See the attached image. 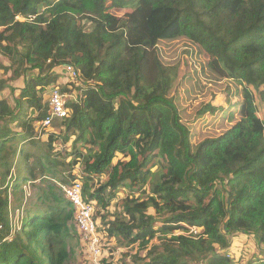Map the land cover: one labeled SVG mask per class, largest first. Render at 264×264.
I'll return each instance as SVG.
<instances>
[{
  "label": "trees",
  "instance_id": "1",
  "mask_svg": "<svg viewBox=\"0 0 264 264\" xmlns=\"http://www.w3.org/2000/svg\"><path fill=\"white\" fill-rule=\"evenodd\" d=\"M177 40L204 56L212 82L239 87L198 144L171 96L197 72L180 77L159 58V43ZM0 58L1 76L20 86L0 97V264H72L74 211L59 184L75 182L114 247L157 240L135 264H230L237 233L264 246V0H0ZM67 67L76 76L60 92L75 97L41 143L35 126ZM206 114L219 117L210 104L194 109ZM157 159L164 172H152ZM25 184L34 197L15 223Z\"/></svg>",
  "mask_w": 264,
  "mask_h": 264
},
{
  "label": "rangeland",
  "instance_id": "2",
  "mask_svg": "<svg viewBox=\"0 0 264 264\" xmlns=\"http://www.w3.org/2000/svg\"><path fill=\"white\" fill-rule=\"evenodd\" d=\"M112 12V10H110ZM109 11V12H110ZM131 12L130 10H113L112 14L120 17L125 13ZM84 25V29L87 31L91 30V27L87 22L82 23ZM159 48V58L166 65H174L177 64L180 67V77L186 73L197 72L196 79L189 84L188 82L180 83L176 89L171 91V96L177 100L179 103L180 109L182 110V119L185 121L189 127L192 129L194 136L192 137V142L194 144H198L204 138H207L209 135V131L211 127V120L222 118H227V114L225 112L226 109H229L234 100H238L237 93L239 87L236 86L230 80H222L217 77H213L214 82L211 81L212 78L207 77L208 67L206 65V59L202 54H199L191 45L186 42V40H177L171 42H160L158 45ZM192 50L191 55H186V51L188 49ZM187 60V61H186ZM0 61L2 59L0 58ZM60 72L61 77L54 87H58L59 90H62L64 85L68 82H71V78L67 74L65 69H57ZM2 71L0 70V81H6V86L0 90L1 98H11L10 92L13 90H17L19 88V84L16 82L7 81L8 77H10V73H6L1 76ZM199 85L201 87H199ZM236 94V95H235ZM75 95L68 99V101L72 100ZM48 99V95L46 97ZM205 104H210L217 109V115L219 117H214L211 115H204L202 118H196L194 115V109L197 107H203ZM126 112L130 111V107L124 105ZM258 117L261 120H264V104H260L258 101L256 102ZM223 112H222V111ZM208 116V118H207ZM207 118V120H206ZM208 126L205 125V122H208ZM224 121V120H223ZM223 124V122H222ZM227 125V121H226ZM50 129L46 130L48 132ZM44 131H41L40 142L45 143L47 140L48 134ZM220 132V128H215V133L218 134ZM25 153H35L36 149L31 148L29 146L25 147ZM22 158L17 160V164ZM118 160V159H117ZM115 160V161H117ZM160 159H157V165L154 169H152L153 173H158V171H163L162 164H160ZM16 168V166H15ZM14 174V169L11 170ZM77 173L79 169H76ZM105 182V178L100 179V184ZM61 186V184H59ZM28 189L26 190V188ZM25 188V189H24ZM24 191V203L26 206H22L19 211H16L12 222L15 218V223L18 219V223L20 220L25 217V210L28 207L29 203H32L34 197V189L30 188L25 184L23 186ZM138 194V193H135ZM125 193L120 192L117 194L118 199L124 198ZM13 202V198H12ZM94 205V204H93ZM116 206V201L113 200L110 212ZM14 213V211L12 212ZM196 212H190L185 216L187 218L196 217ZM97 225L99 221L96 220ZM15 225V230L19 228V225ZM156 226H160V224H156ZM72 237L68 241V247L71 251V263L72 264H91L92 257L89 254L86 244L82 238V236L78 233L75 228V224L73 223L71 227ZM100 235L99 238V248H100V256H99V264H135L136 262L134 258H142L145 256L149 250V247L152 244H157V240H154L150 243V246L147 250H140L137 245L130 246L129 248H117L114 247L112 243L109 242L107 238H105L99 231H97ZM195 233V229L192 228L189 234ZM188 234V235H189ZM229 239V249L226 251L227 258L230 261V264H248L249 260L256 261L258 257H262L264 254V246H258L257 241L251 236H244L241 233L234 234L232 237H228ZM136 254V255H135ZM137 261V260H136ZM141 263L142 261L139 260Z\"/></svg>",
  "mask_w": 264,
  "mask_h": 264
},
{
  "label": "built area",
  "instance_id": "3",
  "mask_svg": "<svg viewBox=\"0 0 264 264\" xmlns=\"http://www.w3.org/2000/svg\"><path fill=\"white\" fill-rule=\"evenodd\" d=\"M65 70L71 80H73L76 75L72 69L67 67ZM67 99L68 96L62 94L58 87H54L50 90L48 94V114L36 125L37 132L41 133V131L49 129L54 119H63L67 116V111L65 109V102ZM27 186H29V184H27ZM59 187L74 211L75 228L82 236L87 250L92 257L91 264H99L100 235L97 232V222L94 219L93 204L84 199L82 187L79 182H75L71 186L59 185ZM27 189L28 187L26 190Z\"/></svg>",
  "mask_w": 264,
  "mask_h": 264
},
{
  "label": "crops",
  "instance_id": "4",
  "mask_svg": "<svg viewBox=\"0 0 264 264\" xmlns=\"http://www.w3.org/2000/svg\"><path fill=\"white\" fill-rule=\"evenodd\" d=\"M57 72H59V71H57ZM48 94H49V92H48ZM11 99V98H10ZM48 100V99H47Z\"/></svg>",
  "mask_w": 264,
  "mask_h": 264
},
{
  "label": "clouds",
  "instance_id": "5",
  "mask_svg": "<svg viewBox=\"0 0 264 264\" xmlns=\"http://www.w3.org/2000/svg\"><path fill=\"white\" fill-rule=\"evenodd\" d=\"M37 124H38V123H37ZM37 124H36V125H37ZM35 127H36V126H35ZM57 184H58V183H57ZM97 230H98V229H97Z\"/></svg>",
  "mask_w": 264,
  "mask_h": 264
}]
</instances>
